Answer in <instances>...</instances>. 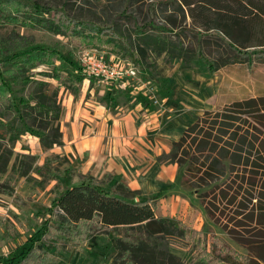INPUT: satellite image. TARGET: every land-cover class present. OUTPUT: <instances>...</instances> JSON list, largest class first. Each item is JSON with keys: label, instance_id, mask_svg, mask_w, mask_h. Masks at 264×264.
Masks as SVG:
<instances>
[{"label": "trees", "instance_id": "1", "mask_svg": "<svg viewBox=\"0 0 264 264\" xmlns=\"http://www.w3.org/2000/svg\"><path fill=\"white\" fill-rule=\"evenodd\" d=\"M158 4L163 17L155 26L157 32L141 28L135 37L125 34L117 24L99 25L91 19L70 17L48 3L23 0H0V21L65 36L79 48L108 50L135 66L145 65L151 51L157 56L166 54L171 63L181 60L188 67L205 48L213 56L204 64L210 74L231 64L251 60L264 63V0H160ZM150 23L144 26L151 27ZM169 31H175L176 40L166 35ZM191 37L196 41L194 49ZM63 51L61 44L52 48L37 46L17 33L0 40V103L15 118L10 124L0 118V140L17 142L29 134L38 137L44 152L64 147L59 92L61 88L69 91L74 103L79 101L89 74ZM38 66L49 69L40 73L42 80L30 75ZM47 79L56 83L51 95ZM31 84L34 87L27 99L15 97L13 86ZM208 117L214 120L207 123ZM1 147L0 178L13 155ZM36 158L24 154L12 169L26 176ZM161 160H171L180 173L186 167L179 178L185 190L212 187L227 177L221 186L203 194L206 213L220 222L215 217L218 206L207 202L209 195L220 190V199L227 201L225 207L235 209L233 220L243 216L252 222L254 212L245 215L248 205L259 196L264 198L257 184V179L264 177V95L204 111ZM44 161V166L35 170L48 179L52 161ZM64 173L70 184L62 188L57 183L51 188L53 197L47 218L38 221L36 231L20 251L1 259L0 264H57L61 252L68 253L71 247H83L94 236L107 234L116 237L111 264H264V234L258 227L244 226L240 221L234 228L222 227L247 255L233 251L215 236H211L212 243L207 248L209 242L203 232L188 230L175 218L156 214L161 193L144 196L118 178L107 176L103 181L79 174L73 168ZM13 192L8 184H0V194L11 196ZM259 208L263 220L264 208ZM170 244L188 252L179 258L170 251Z\"/></svg>", "mask_w": 264, "mask_h": 264}, {"label": "rangeland", "instance_id": "2", "mask_svg": "<svg viewBox=\"0 0 264 264\" xmlns=\"http://www.w3.org/2000/svg\"><path fill=\"white\" fill-rule=\"evenodd\" d=\"M29 2L48 3L56 8L66 12L70 17L91 19L99 25L104 24H117L125 34L135 37L139 29L149 30L155 32V26L160 23L163 14H161L160 0H23ZM150 26L144 24L149 22ZM189 22V20H188ZM149 24V23H148ZM144 26V27H142ZM153 30H151V29ZM155 29V30H154ZM157 32V30H156ZM19 34L28 39H31L34 45L54 47L56 44L64 46V54L71 60L84 66V56H100L103 55L107 62L114 60L119 56H114L108 50H96L92 47L79 48L72 44L70 40L65 36H55L46 31H39L35 29H25L19 26L5 25L0 21V40L8 37L12 34ZM175 31L166 32V35L170 37V40H176ZM190 38V37H189ZM192 49L196 47V41L191 37ZM187 42V41H186ZM188 43V42H187ZM186 43V44H187ZM210 50L204 49V53L201 55L196 54L195 61L189 65L185 70L199 71L202 75L209 77L204 64L205 61L213 56H210ZM120 58V57H119ZM161 61H167L171 64L170 58L166 54L157 56L153 52L149 51L145 65L136 66L140 72V80L143 83H148V89L145 92L139 90H132L128 93L115 84L102 85L95 78L89 77L92 81V94L89 99L99 102L102 105H106L107 112L112 114L114 118H119L122 115H127L129 121H132L135 117L137 120L145 118L147 114L154 113L153 106L155 104L149 97H155L158 93L154 83H151L152 77L156 74V66ZM181 60H176L177 64H180ZM49 69L45 66H38L31 70L30 75H34L36 80H42L44 77L40 73H45ZM86 78L85 80H87ZM212 78L216 81V84L221 86L220 99L224 100L226 106L232 104L234 101L247 100L248 98H258L264 95V63L257 61H248L245 64H231L223 68L218 69ZM48 81V94L51 95L56 83L47 79ZM134 87V84L131 87ZM34 85L31 84L26 87L19 85L13 86L12 89L15 92V97L27 99L32 93ZM83 92H86V83L82 86ZM130 98L132 100H130ZM58 100L62 106V112L60 115L59 126L60 132L64 135L76 134V129L82 127L83 117L80 115L81 107H85V100L83 98L74 103L73 96L69 91H65L61 88ZM219 107L218 109H223ZM216 109V110H218ZM84 113V111H83ZM88 115V114H86ZM0 118L6 123H12L15 121L14 115L5 110L4 105L0 103ZM214 120V117H208L207 123ZM84 134H90V132L84 131ZM0 146L2 151L7 148L12 151V158L10 165L7 168L5 175L1 176L0 184H8L13 189V195L0 194V258L6 259L8 256L16 251L21 250L22 244L28 239L31 234L36 231L37 223L39 220L47 218L48 210L51 206V200L53 197L51 188L59 183V186L63 188L65 185H69L70 182L65 178L64 170L71 168V160L63 153V149L55 147L54 149L44 152L40 146L39 139L36 135H24L17 142H8L7 140H0ZM35 155L37 156L33 167L28 175L21 176L15 169H12L14 164H19L22 155ZM50 158L52 162L49 163V171L51 177L46 179L40 176L35 168L42 167L45 164V159ZM197 164L194 167H198ZM186 167H184L180 173L179 178L185 173ZM226 178L220 179L212 187L205 189H195L192 191L185 190L182 185L178 183V192L185 200L193 207V213L191 210L180 216L179 221L188 230H196L203 232L206 236L209 248L211 242V236H215L224 242H226L233 251L247 255V251L243 249L238 243L233 242L225 230L222 227L234 228L240 221L244 226L258 227L259 232L264 234V219L260 217L263 211H260L259 207L264 208V198L259 196L261 201L255 199L246 210L248 215L254 212V219L252 222L245 220L243 216L235 219V209L226 208V200H221L220 190L207 197V202L215 203L219 210L216 211V219L220 221L216 223L209 214L206 213L203 206V194L206 190H210L214 186H221ZM104 181V180H103ZM258 189L264 193V177L257 179ZM260 192V191H259ZM258 192V193H259ZM190 212V213H189ZM188 213V214H187ZM177 220V219H176ZM261 222V223H260ZM197 227L199 229L193 228ZM240 229V228H239ZM115 235L107 234L94 236L88 240L83 247H71L68 253L61 252L58 256L57 264H111L115 255ZM170 251L176 256L184 257L188 252L187 249H183L175 244H170ZM0 259V260H1ZM226 264V263H223ZM263 264V263H259Z\"/></svg>", "mask_w": 264, "mask_h": 264}, {"label": "crops", "instance_id": "3", "mask_svg": "<svg viewBox=\"0 0 264 264\" xmlns=\"http://www.w3.org/2000/svg\"><path fill=\"white\" fill-rule=\"evenodd\" d=\"M185 68L176 60L171 64L167 61L157 64L151 83L158 91L154 98L159 105L153 106L154 113L140 120L134 117L132 121L127 115L115 119L107 112L105 104L86 100L92 94V88H89L90 78L84 80L87 89L86 92L82 89L81 99L85 100L80 113L82 127L76 129V134L66 133L62 147L71 160L70 167L79 174L99 180H105L107 176L118 178L130 190L140 191L144 196L161 193L156 214L178 221L187 210L193 213V207L178 192V166L171 160L161 159L172 151L173 144L197 116L226 105L219 96L221 86L212 78L216 73L207 71L208 77ZM118 87L128 93L132 90L145 92V89L133 86ZM82 128L91 131L90 134L83 135Z\"/></svg>", "mask_w": 264, "mask_h": 264}, {"label": "built area", "instance_id": "4", "mask_svg": "<svg viewBox=\"0 0 264 264\" xmlns=\"http://www.w3.org/2000/svg\"><path fill=\"white\" fill-rule=\"evenodd\" d=\"M114 60L107 62L103 55L84 56V68L89 74V77L95 78L102 85L115 84L122 87L131 86L134 84L136 89H148V83H143L140 80V72L138 68L127 60L115 57ZM155 105L159 102L155 100L154 96L149 97ZM1 259V258H0Z\"/></svg>", "mask_w": 264, "mask_h": 264}, {"label": "bare ground", "instance_id": "5", "mask_svg": "<svg viewBox=\"0 0 264 264\" xmlns=\"http://www.w3.org/2000/svg\"><path fill=\"white\" fill-rule=\"evenodd\" d=\"M205 101V100H204Z\"/></svg>", "mask_w": 264, "mask_h": 264}]
</instances>
